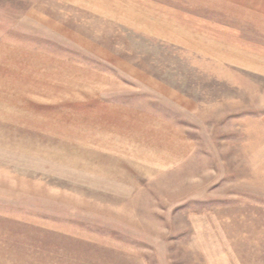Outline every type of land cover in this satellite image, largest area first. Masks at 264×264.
Returning <instances> with one entry per match:
<instances>
[{
  "label": "rangeland",
  "instance_id": "obj_1",
  "mask_svg": "<svg viewBox=\"0 0 264 264\" xmlns=\"http://www.w3.org/2000/svg\"><path fill=\"white\" fill-rule=\"evenodd\" d=\"M80 1L0 0V43L69 50L110 77L89 102L78 76L67 102L0 125V264H264V75ZM211 1L232 15L186 6L264 41V0Z\"/></svg>",
  "mask_w": 264,
  "mask_h": 264
},
{
  "label": "crops",
  "instance_id": "obj_2",
  "mask_svg": "<svg viewBox=\"0 0 264 264\" xmlns=\"http://www.w3.org/2000/svg\"><path fill=\"white\" fill-rule=\"evenodd\" d=\"M61 1H65L66 4L71 2V0ZM81 1L89 5L91 13L110 14L116 22L120 24L127 22L126 25L132 29L145 30L146 33L154 35L159 34L165 38V43L193 52L211 62L231 67L238 74L254 72L264 75V41L251 37L249 31L239 24L216 22L191 11L193 9L186 6L188 3L192 7L200 6L211 11L232 15L233 11L224 2L185 0L187 2H183V4L188 8L186 9L158 0H115L107 12L106 1ZM81 1L80 3L83 4ZM155 12L164 16H161V23L152 22L153 20L149 18L146 21L148 24L143 27L140 23L143 21L141 15H155ZM159 25L161 26L158 29ZM154 30L159 33L155 34ZM13 52L17 53L18 65L11 64L15 57ZM95 54L106 58L99 52H95ZM108 59V61L122 65V59L113 56ZM0 60V119L2 120L0 125L5 127L19 125L14 120H21V117L26 118L27 110L44 113L47 110L44 108L46 106H51L57 101L67 102L68 100L63 99V96L69 93L73 94L72 83L78 76L85 82L78 92L83 101L89 102L97 98L110 85L109 76L89 68L87 62L81 59H73L69 50L51 52L50 55L39 51L25 53L24 50L0 43ZM118 60L119 62H117ZM121 67L123 68V66ZM144 76V84L167 88L164 83L156 81L155 77ZM27 82L31 86L26 87ZM35 83L38 86L36 90L42 91L44 85L47 90H53V93L39 96L41 92L31 91L35 89ZM12 85H17L20 89L16 91ZM161 93H165V91L163 90ZM60 97L61 99H59ZM29 105H34V107H29ZM108 109H117V106L115 108L108 107Z\"/></svg>",
  "mask_w": 264,
  "mask_h": 264
}]
</instances>
